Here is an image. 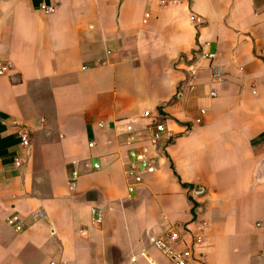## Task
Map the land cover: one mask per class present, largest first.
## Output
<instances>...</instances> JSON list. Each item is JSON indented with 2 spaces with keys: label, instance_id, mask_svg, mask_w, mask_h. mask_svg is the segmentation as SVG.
<instances>
[{
  "label": "crops",
  "instance_id": "0c3cea01",
  "mask_svg": "<svg viewBox=\"0 0 264 264\" xmlns=\"http://www.w3.org/2000/svg\"><path fill=\"white\" fill-rule=\"evenodd\" d=\"M0 60V264H172L171 226L203 264H264V0H0ZM147 110L174 137L130 193Z\"/></svg>",
  "mask_w": 264,
  "mask_h": 264
},
{
  "label": "built area",
  "instance_id": "2783aa9c",
  "mask_svg": "<svg viewBox=\"0 0 264 264\" xmlns=\"http://www.w3.org/2000/svg\"><path fill=\"white\" fill-rule=\"evenodd\" d=\"M41 9L47 13H51L55 10V7L42 5ZM204 56L209 59H214L215 54L205 53ZM9 69L10 64L7 61L0 60V75H6ZM188 71L190 77L195 78L198 73V67L195 63H191ZM214 75L219 77L220 73L216 71ZM211 95L215 96L216 92L214 90L211 91ZM142 118L146 119V123L142 127H137L133 121L124 123L123 144L127 147L129 155L125 173L128 180V191L130 193L137 191L146 175L152 174L157 170V156L154 152H156L160 144L169 142L174 137V133H172L168 125L169 118L163 111L157 110L152 112L147 110L143 113ZM197 122H200V119H197ZM189 129L190 127H186L184 131H188ZM19 136L21 146L28 148L31 144V138L26 124L20 125ZM89 145L93 146L94 142L91 141ZM22 162L23 159L21 157L15 160L17 166H21ZM86 165L89 166L90 164L86 162ZM100 166L98 162L91 165L94 169H99ZM80 175L81 173L77 167H74L70 171L68 182L72 187L77 185ZM92 215L96 224L102 223L103 215L100 208L93 207ZM7 221L17 231L24 229V219L20 214L9 217ZM257 224L260 225V223ZM202 239V234L194 235L195 244H188L181 248L179 243L184 241L183 235L177 227L171 226L159 235H152L150 237V243L159 249L172 264H195L196 261L203 264L202 259L196 258L194 249V246L200 244ZM148 259L150 264H156L152 258L149 257Z\"/></svg>",
  "mask_w": 264,
  "mask_h": 264
}]
</instances>
